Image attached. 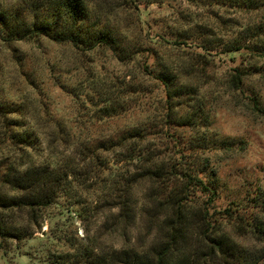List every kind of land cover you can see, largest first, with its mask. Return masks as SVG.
<instances>
[{"label":"rangeland","instance_id":"obj_1","mask_svg":"<svg viewBox=\"0 0 264 264\" xmlns=\"http://www.w3.org/2000/svg\"><path fill=\"white\" fill-rule=\"evenodd\" d=\"M43 1L0 0V12L18 9L28 13ZM84 1L94 12L104 14L103 21L136 45L138 53L119 61L107 48L84 51L46 37L0 39V112L4 111L0 115V176L14 161L21 165L20 170L47 166L61 170L70 164L76 180L85 182V188L75 189L74 197H81L82 210L73 198L60 197L35 210L34 216L27 209L0 211L6 227L18 226L32 233L22 240L0 237V264L63 263L65 253L74 252L72 245L80 250L94 248L95 253L151 246L152 210L143 208L149 182L133 188L136 212L133 222L123 225L118 201L107 194V184L122 171H134L138 163L121 161L124 149L119 147H96L158 116L163 89L147 72L160 62L180 69L181 81L196 84L200 94L215 103L206 131L215 137L210 138L204 154L217 172L216 209L232 207L237 201L245 203L253 192H264V115L248 105V97L256 94L264 109V56L247 47L227 54L205 51L189 32L185 37L178 35L181 30L201 34L209 30L222 42H231L239 34L242 42V27L259 22L263 12L200 0ZM235 68L246 73L240 90L231 83ZM128 84H142L140 92L133 87L122 95L121 88ZM13 122L19 124L17 130L30 134V146L13 144L6 137ZM176 132L182 135H176L178 138L192 135L186 126L176 127ZM167 134L150 133L145 138L146 147L164 159L175 150ZM224 138L234 142L233 150L220 149L218 141ZM0 191L23 194L2 184ZM225 229L243 246L264 248V240L251 233Z\"/></svg>","mask_w":264,"mask_h":264},{"label":"trees","instance_id":"obj_2","mask_svg":"<svg viewBox=\"0 0 264 264\" xmlns=\"http://www.w3.org/2000/svg\"><path fill=\"white\" fill-rule=\"evenodd\" d=\"M200 1L262 11L263 14L259 22L242 27L241 33L245 34L242 42L240 34L231 42H222L209 30L202 34L200 31L181 30L179 36L185 37L189 32L191 39L200 40V47L205 51L222 50L227 54L247 47L251 53L264 56V0ZM103 15L94 12L84 0H44L42 6H32L28 13L18 9L9 14L0 12V39L10 42L46 37L84 51L107 48L119 61L131 59L139 48L116 27L104 22ZM246 41L247 46L244 44ZM195 69L198 70L197 66ZM181 73L180 69L165 62L149 69L147 75L162 85L164 94L158 116L124 130L114 140L98 143L96 147H119L124 149L121 161L130 165L138 163L134 171H122L107 184V194L118 201V216L123 225H130L136 212L133 188L141 182H149L147 205L142 207L146 211L152 210V218L149 215L154 225L151 246H126L113 252L95 253L94 248L80 250L72 245L74 252L65 253L64 262L57 261V264H261L264 261V248L243 246L225 229L232 227L237 232L251 233L264 240V192H253L245 203L237 201L232 203V207L216 209L217 172L204 154L209 149L210 138L215 137L206 132L211 107L214 108L215 103L201 95L196 84L181 81ZM245 74L239 68L231 74V83L237 90L242 88ZM141 85L123 86L121 94H126L133 87L140 92ZM248 105L264 115L256 94L248 97ZM3 113L0 112L2 117ZM18 125L13 122L10 125L12 131L6 137L13 144L30 146V134L17 130L20 128ZM182 126L192 132L187 139L177 137L182 135L176 134V127ZM160 132L169 133L168 137L174 142L175 150L169 159L152 153L145 145L148 134ZM218 144L224 151L235 148L234 142L226 138ZM20 167L14 161L0 176V184L23 193L10 195L0 191V211L27 209L34 216L35 210L54 204L60 197L73 198L82 210L81 197L75 200L74 197L75 189L78 186L85 188V182L76 180L74 166L69 164L61 170H51L48 166L23 170ZM31 236V232L18 226L6 227L0 215L2 239L22 240Z\"/></svg>","mask_w":264,"mask_h":264}]
</instances>
